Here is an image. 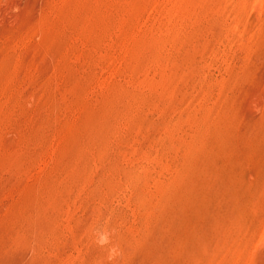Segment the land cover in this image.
Segmentation results:
<instances>
[{
  "label": "rangeland",
  "instance_id": "374dc122",
  "mask_svg": "<svg viewBox=\"0 0 264 264\" xmlns=\"http://www.w3.org/2000/svg\"><path fill=\"white\" fill-rule=\"evenodd\" d=\"M0 264H264V0H0Z\"/></svg>",
  "mask_w": 264,
  "mask_h": 264
}]
</instances>
